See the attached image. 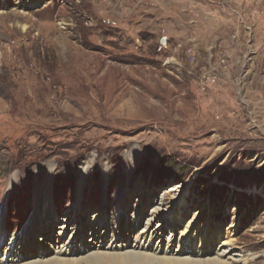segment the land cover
Segmentation results:
<instances>
[{
	"label": "rangeland",
	"instance_id": "obj_1",
	"mask_svg": "<svg viewBox=\"0 0 264 264\" xmlns=\"http://www.w3.org/2000/svg\"><path fill=\"white\" fill-rule=\"evenodd\" d=\"M84 162L86 221L123 204L139 210L136 231L162 225L177 249L196 216L198 234H219L215 253L264 264V0H0L7 223L32 215L34 188L50 183L52 230L35 236L56 240Z\"/></svg>",
	"mask_w": 264,
	"mask_h": 264
},
{
	"label": "bare ground",
	"instance_id": "obj_2",
	"mask_svg": "<svg viewBox=\"0 0 264 264\" xmlns=\"http://www.w3.org/2000/svg\"><path fill=\"white\" fill-rule=\"evenodd\" d=\"M84 163L85 166L80 167L78 174L79 183L76 187L75 205L71 208V217L65 219L64 225L59 227L56 240L50 236L53 240L40 244L35 236L37 231L45 232L50 229L46 225V220L55 215L56 202L51 197L50 183L43 184L47 188H34L36 210L21 223L8 224V213L5 218L4 204L0 205V264H132L133 259H141L138 264H233L235 262L230 258V253L226 252V248L217 253L213 250L211 243L215 244L218 233H210L203 224L202 232L198 234L196 216L183 222L176 238L177 249H171L169 243L164 247V239L160 235L162 225L153 229L148 222L144 229L136 231L139 210L131 211L123 204L119 207V211L109 218L102 216L94 218L91 223L86 221L88 208L83 207L80 201L82 186L90 167L86 162ZM50 175L51 173H46L45 178L50 179ZM14 180L13 177L6 187L5 201L12 193ZM183 206L184 202H179L170 212L173 215L171 222L183 218ZM156 210L158 212L155 215L159 213L162 215L158 207ZM150 218L152 217L149 216V221ZM87 224L92 237L89 241L86 240ZM51 230L52 228L49 231ZM5 239L7 244L3 246ZM132 239L134 244L131 243ZM154 243L157 246H154ZM233 244L231 235L227 234L222 245L230 247Z\"/></svg>",
	"mask_w": 264,
	"mask_h": 264
},
{
	"label": "water",
	"instance_id": "obj_3",
	"mask_svg": "<svg viewBox=\"0 0 264 264\" xmlns=\"http://www.w3.org/2000/svg\"><path fill=\"white\" fill-rule=\"evenodd\" d=\"M163 41H165V39H163Z\"/></svg>",
	"mask_w": 264,
	"mask_h": 264
}]
</instances>
